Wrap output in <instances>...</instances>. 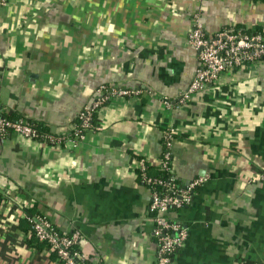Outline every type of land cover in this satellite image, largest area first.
<instances>
[{
  "label": "crops",
  "instance_id": "crops-1",
  "mask_svg": "<svg viewBox=\"0 0 264 264\" xmlns=\"http://www.w3.org/2000/svg\"><path fill=\"white\" fill-rule=\"evenodd\" d=\"M264 33V0H6L0 7V118L51 143L0 134V264H58L25 244L44 217L90 264H156L150 189L138 167L202 184L168 218L185 237L169 264H264V60L190 95L188 33ZM122 91L128 94H120ZM103 95V96H102ZM101 97L93 126L74 120Z\"/></svg>",
  "mask_w": 264,
  "mask_h": 264
},
{
  "label": "built area",
  "instance_id": "built-area-1",
  "mask_svg": "<svg viewBox=\"0 0 264 264\" xmlns=\"http://www.w3.org/2000/svg\"><path fill=\"white\" fill-rule=\"evenodd\" d=\"M6 4V0H0V7ZM188 43L197 53V68L187 91L180 97L179 102L187 101L191 94L200 91L204 87L214 83L220 73L233 70L243 64L254 63L264 58V33H242L234 29H225L212 37H206L202 27L195 23L188 33ZM120 94H128L122 91ZM103 96V95H102ZM107 99L101 97L90 108L84 109L79 115L81 123L76 135L79 136L83 130L91 127L89 121L94 109ZM12 131L27 139L36 138L37 132L27 123L18 120L10 121L0 118V134ZM165 150L159 160L163 169L168 168V149L171 134L163 136ZM145 165L140 164L139 171H144ZM170 171V170H169ZM165 182H157L172 195H160L150 189L148 213L150 214L154 227L152 235L157 243L156 264H169L173 253L182 245L185 234L180 227L168 218L170 208H182L190 201V193L202 184V180H195L185 189L176 190L173 185L174 176ZM264 181V175L260 176ZM145 185L155 182L151 178H144ZM25 220L38 242L48 245V253H53L61 264H90L83 253L74 248L77 235H65L53 227L44 217L40 215H26Z\"/></svg>",
  "mask_w": 264,
  "mask_h": 264
},
{
  "label": "trees",
  "instance_id": "trees-1",
  "mask_svg": "<svg viewBox=\"0 0 264 264\" xmlns=\"http://www.w3.org/2000/svg\"><path fill=\"white\" fill-rule=\"evenodd\" d=\"M235 31L242 32V31H239V30H235ZM242 33H245V32H242ZM261 60H264V58L261 59ZM95 113H96V109H94L92 111L91 116H90L89 123H90L91 127L93 126V120H94ZM3 119L10 120V121L21 120V121L27 123L28 125H30L37 132V135H38L33 140L43 141L45 143H51L52 142L51 139L54 138V137H52V135H49V132L45 128L41 127L38 124L32 123L30 121H25L24 119L23 120L22 119H9V118H3ZM81 121H82L81 118L79 116H77L76 119L74 120V124L76 125L75 126L76 128H79V125H80ZM84 131L85 130H83L81 132H84ZM7 132H12V131H6L5 133H3L1 135L3 136ZM168 168L170 170L169 165H168ZM169 170L163 169L161 166H157V167H149L148 166V167H145L144 171H142V172L138 171L137 173H138V177H139L141 182H142V180L144 178H151L155 182L154 184L146 185L148 188L151 187L153 190L158 192L160 195H172L171 193L166 191V189H164L162 186L157 184V182H165V181H167L170 178L171 173H170ZM173 185L175 186L176 190L180 189V185H179V183H178V181L176 179H174ZM20 230L23 233L25 244L28 247H30L32 249H37L38 251H41V250H44V249L46 251H48V245H46L43 242H38L36 240L34 234L32 233V231L30 229V225L27 222V220L21 221ZM48 254L51 257L57 259V257L53 253H48ZM58 264H61V263L58 262Z\"/></svg>",
  "mask_w": 264,
  "mask_h": 264
}]
</instances>
